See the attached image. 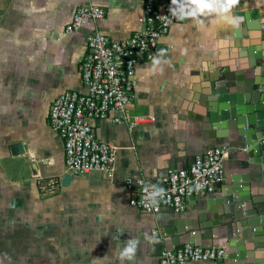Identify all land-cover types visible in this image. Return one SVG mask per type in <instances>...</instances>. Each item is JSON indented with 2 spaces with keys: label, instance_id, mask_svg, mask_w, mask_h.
<instances>
[{
  "label": "crops",
  "instance_id": "0c3cea01",
  "mask_svg": "<svg viewBox=\"0 0 264 264\" xmlns=\"http://www.w3.org/2000/svg\"><path fill=\"white\" fill-rule=\"evenodd\" d=\"M88 4L104 17L67 34L75 10ZM142 8L143 0H0V264H121L130 238L140 243L135 259L123 264H158L163 250L185 243L228 251L221 228L201 229L202 222L218 217L238 192L264 202V154L251 152L240 135L261 138L262 132L230 129L222 109L238 98L252 107L250 84L264 70L254 64L255 53L264 55V0H238L233 23L203 17L174 25L161 62L138 65L134 77L129 114L154 120L132 129L94 123L97 137L117 149L113 177L95 172L65 186L61 180L52 194L42 191L45 181L64 173L63 142L48 113L58 95L82 88L86 36L125 39L142 28ZM215 81L223 93H213ZM230 97L233 103L224 101ZM15 144L21 154L13 153ZM214 147L225 150L224 182L214 193L191 198L180 213L148 215L129 204L127 179L154 183ZM243 231L251 257L227 253L219 263L189 264H264V225Z\"/></svg>",
  "mask_w": 264,
  "mask_h": 264
},
{
  "label": "built area",
  "instance_id": "2783aa9c",
  "mask_svg": "<svg viewBox=\"0 0 264 264\" xmlns=\"http://www.w3.org/2000/svg\"><path fill=\"white\" fill-rule=\"evenodd\" d=\"M171 0H143L142 28L127 38L114 40L94 32L85 38V52L79 62L81 90H69L58 95L51 103L48 124L63 142L64 173L58 179L45 181V194L59 189L64 176H87L99 173L106 179L113 177L117 149L101 141L94 123L109 120L115 125L125 124L130 129L152 122L153 117H131L129 107L135 95V73L138 65L158 58L174 25L183 23L173 17ZM104 11L93 4L78 7L65 27L67 34L78 31L87 21H99ZM173 50L172 45H167ZM224 148L214 147L197 155L186 169L173 170L154 183L125 181L130 195L129 204L142 213L156 215L163 209L183 212L193 197L214 193L224 182ZM163 189V195L150 194ZM147 190V191H146ZM156 234V232H153ZM222 247H200L185 243L175 249L163 250L158 264L219 263L226 259Z\"/></svg>",
  "mask_w": 264,
  "mask_h": 264
},
{
  "label": "water",
  "instance_id": "95a60500",
  "mask_svg": "<svg viewBox=\"0 0 264 264\" xmlns=\"http://www.w3.org/2000/svg\"><path fill=\"white\" fill-rule=\"evenodd\" d=\"M245 53L247 54V51ZM254 59L255 65L264 67V55H262V53H255ZM259 72L260 76H257V74L250 84L253 85L255 89V93L250 97L253 102L252 107L249 105L243 107L240 98H238L237 101L235 100V106L229 109L224 104L222 109L228 113H223V119H227L229 115L228 127L230 129L242 130L243 128H255L256 126L257 131L262 132L261 138H259L260 135L257 136V138H248L247 134L240 132V135L246 137L247 144L251 146V152L262 155L264 154V140H262V138H264V81L262 80L264 79V70ZM212 88L213 93L221 94L224 92L220 91L217 81L214 82ZM211 100L214 99L211 98ZM224 101L233 103L232 97L226 98ZM12 151L16 155L21 154L23 149L20 144H15L12 146ZM71 180L72 177L66 175L62 179L61 185L65 186L70 183ZM218 211V217L214 216L213 218H207L206 222H202L200 228L205 230L221 228L228 242L229 250L227 253L234 254L239 252L241 258L251 257V253L246 252V248L242 247L244 245L243 242L248 239V233L243 231V227L254 228L258 225H264V202L262 200L249 198L248 195L238 192L234 200L229 201L227 206H223ZM238 235H240V238H238ZM196 245H199V243L197 242ZM258 248L261 249L262 247L259 246ZM254 255L258 258L261 257L259 253H254Z\"/></svg>",
  "mask_w": 264,
  "mask_h": 264
},
{
  "label": "clouds",
  "instance_id": "9594fccd",
  "mask_svg": "<svg viewBox=\"0 0 264 264\" xmlns=\"http://www.w3.org/2000/svg\"><path fill=\"white\" fill-rule=\"evenodd\" d=\"M237 3L238 0H171L169 12L178 20L191 19L203 23L201 18L215 17L220 22L233 23L237 17L232 15V8ZM159 55L162 54L158 53L157 56ZM160 62L158 58H154V64H159ZM156 189L150 194L153 203H155V197L163 195V189ZM139 243L140 241L137 238H130L125 241L124 247L119 254L121 264L125 260L133 261L135 259ZM94 259L101 260L100 258Z\"/></svg>",
  "mask_w": 264,
  "mask_h": 264
}]
</instances>
